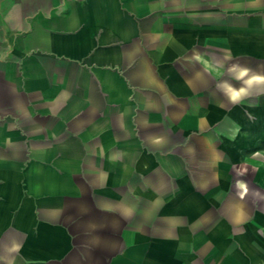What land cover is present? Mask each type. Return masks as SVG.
<instances>
[{
    "label": "crops",
    "instance_id": "obj_1",
    "mask_svg": "<svg viewBox=\"0 0 264 264\" xmlns=\"http://www.w3.org/2000/svg\"><path fill=\"white\" fill-rule=\"evenodd\" d=\"M264 0H0V264H264Z\"/></svg>",
    "mask_w": 264,
    "mask_h": 264
},
{
    "label": "clouds",
    "instance_id": "obj_2",
    "mask_svg": "<svg viewBox=\"0 0 264 264\" xmlns=\"http://www.w3.org/2000/svg\"><path fill=\"white\" fill-rule=\"evenodd\" d=\"M232 78L240 83L239 87L224 81L219 87L232 103H240L246 97L264 93V74L253 73L251 69L233 64L227 69Z\"/></svg>",
    "mask_w": 264,
    "mask_h": 264
}]
</instances>
